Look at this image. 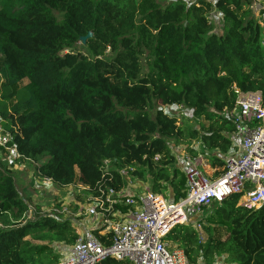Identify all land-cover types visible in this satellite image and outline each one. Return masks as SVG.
Returning a JSON list of instances; mask_svg holds the SVG:
<instances>
[{"label": "trees", "instance_id": "obj_1", "mask_svg": "<svg viewBox=\"0 0 264 264\" xmlns=\"http://www.w3.org/2000/svg\"><path fill=\"white\" fill-rule=\"evenodd\" d=\"M8 3L17 6L10 17L3 10ZM252 5L253 0H214L213 6L206 0H0V127L8 145L20 160L36 162L35 173L60 189L76 179L90 197L107 189L120 192L127 186L120 169L138 167L152 192L163 193L159 183H168L179 194L169 143L186 144L192 157L201 148L227 156L233 125L221 114L233 109L235 91H259L264 98V18L262 25L253 18ZM211 7L220 34L208 17ZM88 33L85 52L77 51ZM23 79L27 85L14 88ZM168 106L185 107L207 125L183 128L163 110ZM193 142L196 147L189 146ZM111 164L116 167L107 169ZM209 165L218 177L224 162L213 157ZM132 175L140 177L137 171ZM238 200L230 196L215 208V219L225 226L223 239L202 222L203 240L190 225L174 227L165 240L191 263L211 264L224 255L229 264H264V205L246 209ZM4 207L18 222L0 229V264H58L61 255L50 244L70 246L77 239L68 220L35 213L19 221L28 209L8 172H0ZM92 232L109 244L99 229Z\"/></svg>", "mask_w": 264, "mask_h": 264}, {"label": "built area", "instance_id": "obj_2", "mask_svg": "<svg viewBox=\"0 0 264 264\" xmlns=\"http://www.w3.org/2000/svg\"><path fill=\"white\" fill-rule=\"evenodd\" d=\"M261 46L264 48V36ZM235 93L233 109L221 114L231 121L233 132L228 135L231 148L218 177H214V169L210 168L211 175L201 169L199 156L186 155L175 160L185 180L184 196L177 200L149 189L136 197L112 189L100 191L99 196L91 197L86 211L98 220L93 229H99L109 244L103 245L93 229L83 228L76 233L75 243L60 244L58 264H100L108 259L120 264H206L191 263L181 248L165 240L168 233L178 225H190L199 233L202 222L192 223L191 218L233 195L239 197L238 206L246 209L264 205V98L259 91ZM9 141L0 127V148L9 147L19 159ZM118 202L125 208L135 206L120 215ZM211 264L229 263L223 255Z\"/></svg>", "mask_w": 264, "mask_h": 264}, {"label": "rangeland", "instance_id": "obj_3", "mask_svg": "<svg viewBox=\"0 0 264 264\" xmlns=\"http://www.w3.org/2000/svg\"><path fill=\"white\" fill-rule=\"evenodd\" d=\"M164 1L169 2L171 0H162V2ZM206 1L213 6L212 0ZM16 8V3H8L3 10L5 11L6 16L10 17ZM251 15L257 22L262 21V18H264V0H253ZM208 17L214 25V32L220 34L222 31V25L220 24L217 12L213 7L210 9ZM75 49L79 52H85L83 45L80 42L77 43ZM107 57H110V54H107ZM141 62L144 65L145 57L141 58ZM146 70L147 68L143 66V73H145ZM27 83V79H23L14 88H22L27 85ZM13 101L14 100H11L10 104ZM163 110L167 114L174 116L178 125L183 128L201 130L203 126L207 125L204 118L194 116L192 112L185 107L168 106L164 107ZM189 146L196 147V144L193 142ZM186 148L187 145L183 143H169V152L175 157V160L181 156L188 155ZM202 151V148L200 150L198 149L200 167L205 173L211 174L208 161H210L213 157H222V154L216 151ZM163 158L164 157L161 156L159 159ZM42 161H44V159L39 160L38 163ZM36 164V162L15 158L9 147L6 149L0 148V172H8L13 176L17 191L27 205L28 210L26 213L22 214V218L19 221H24L25 219L30 220L35 213H38L40 215L52 216L58 220H68L77 234L83 228L93 229L96 227L98 225V220H96L95 217L89 216L86 211L91 205V197L79 184H77L76 179L70 187L60 189L53 185L50 180L41 178L35 173ZM111 167L115 168L116 166L115 164H111L107 166V169H110ZM171 168L176 170L177 178L175 183L177 188L180 190V193L175 195L173 188L168 183L159 184H161V188L163 189V193H161L162 195L177 200L185 193V180L183 173L177 166V162L171 165ZM134 171H137L138 174L140 173L139 178L138 176L136 177L132 175ZM119 172L127 179V186L122 191L123 195L136 197L146 189L152 191V182L147 177L143 169L138 167H122ZM134 206L135 205L132 207ZM216 206L217 205H213L212 207L203 209L200 215L191 218V222H203L204 224L208 222L212 227L213 236L218 239H223L226 234L224 229L225 226L221 221H217L215 219ZM132 207L125 208L118 202V214L122 215L123 212L126 213L132 211ZM16 221L18 222V220H15L14 213L10 209L4 207L0 210V229L13 226ZM199 233V238L201 237V240H203L205 235L202 232L201 227ZM50 245L55 252H59L61 255L62 250L60 244L52 243ZM66 250V248H63V251Z\"/></svg>", "mask_w": 264, "mask_h": 264}, {"label": "water", "instance_id": "obj_4", "mask_svg": "<svg viewBox=\"0 0 264 264\" xmlns=\"http://www.w3.org/2000/svg\"><path fill=\"white\" fill-rule=\"evenodd\" d=\"M91 36V34L90 33H88L86 36H84V37H81L80 38V43L82 44V45H84L85 44V41H86V39L87 38H89Z\"/></svg>", "mask_w": 264, "mask_h": 264}, {"label": "crops", "instance_id": "obj_5", "mask_svg": "<svg viewBox=\"0 0 264 264\" xmlns=\"http://www.w3.org/2000/svg\"><path fill=\"white\" fill-rule=\"evenodd\" d=\"M259 24H261V23L259 22ZM261 25H262V24H261ZM263 36H264V31H263ZM263 36H262V37H263ZM227 155H228V153H227ZM224 157H225V155H224V156L222 155V157L217 156V158H219V159H221V160H223ZM208 163H209V161H208ZM211 169H212V168H211ZM214 170H215V169H214ZM213 174H214V173H213ZM210 175H211V174H210Z\"/></svg>", "mask_w": 264, "mask_h": 264}]
</instances>
